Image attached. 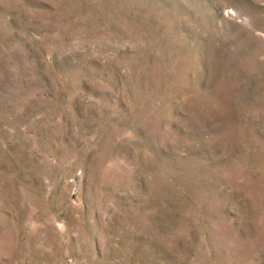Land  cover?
Instances as JSON below:
<instances>
[{
  "label": "rangeland",
  "instance_id": "374dc122",
  "mask_svg": "<svg viewBox=\"0 0 264 264\" xmlns=\"http://www.w3.org/2000/svg\"><path fill=\"white\" fill-rule=\"evenodd\" d=\"M0 264H264V0H0Z\"/></svg>",
  "mask_w": 264,
  "mask_h": 264
}]
</instances>
